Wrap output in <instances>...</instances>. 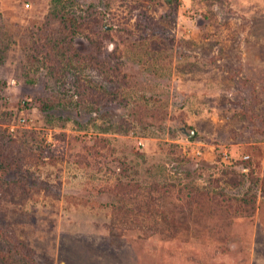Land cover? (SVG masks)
Wrapping results in <instances>:
<instances>
[{"label": "rangeland", "instance_id": "obj_1", "mask_svg": "<svg viewBox=\"0 0 264 264\" xmlns=\"http://www.w3.org/2000/svg\"><path fill=\"white\" fill-rule=\"evenodd\" d=\"M0 264H264V0H0Z\"/></svg>", "mask_w": 264, "mask_h": 264}, {"label": "trees", "instance_id": "obj_2", "mask_svg": "<svg viewBox=\"0 0 264 264\" xmlns=\"http://www.w3.org/2000/svg\"><path fill=\"white\" fill-rule=\"evenodd\" d=\"M63 23L61 24V28H60V33H61V39H65L68 37H74L75 33H76V21H75V17L71 14H68L67 16H64V20L62 21ZM77 26H78V21H77ZM52 39V38H51ZM62 40H60L59 42L56 43V39L54 38L52 44H49L51 47H55L57 49H61V46L59 45L60 42ZM245 166L250 167V165H248L247 163H245ZM244 176H249L248 173H242ZM126 185V186H124ZM123 188L128 189V187L131 186V184H123ZM254 186H256V182H254ZM253 186V187H254ZM250 191V190H247ZM244 196V195H243ZM246 196H248V193L245 194V196L243 198H241V204L243 205H247V206H251L253 205V200H251L250 198H245ZM239 199H237L238 201Z\"/></svg>", "mask_w": 264, "mask_h": 264}, {"label": "water", "instance_id": "obj_3", "mask_svg": "<svg viewBox=\"0 0 264 264\" xmlns=\"http://www.w3.org/2000/svg\"><path fill=\"white\" fill-rule=\"evenodd\" d=\"M192 135H194V132L192 133Z\"/></svg>", "mask_w": 264, "mask_h": 264}]
</instances>
